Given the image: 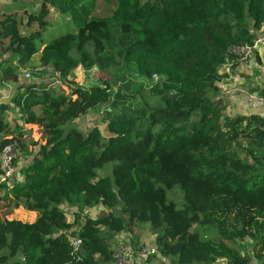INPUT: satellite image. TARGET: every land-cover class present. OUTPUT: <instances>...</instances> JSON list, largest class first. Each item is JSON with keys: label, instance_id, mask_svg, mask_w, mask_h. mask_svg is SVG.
I'll return each instance as SVG.
<instances>
[{"label": "trees", "instance_id": "1", "mask_svg": "<svg viewBox=\"0 0 264 264\" xmlns=\"http://www.w3.org/2000/svg\"><path fill=\"white\" fill-rule=\"evenodd\" d=\"M33 1L36 12L0 9V84H19L13 64L38 53L40 66L62 77L101 68L109 55L112 72L134 68L159 79L152 101L110 119L107 137L97 126L66 127L108 100V79L68 83L69 92L21 84L11 104L0 102V153L15 144L31 158L22 178L1 186L0 264H109L117 235L167 213L183 223L177 232L166 223L158 236V254L170 264H264V117L230 116L218 98L229 48L264 32V0ZM52 11L75 29L45 42ZM12 109L24 124L6 120ZM25 124L38 127L39 141ZM109 164L111 173L99 176ZM168 190H179L181 202ZM64 204L77 209L73 222ZM19 208L36 220L7 219ZM75 227L77 254L69 244ZM247 239L251 254L237 245Z\"/></svg>", "mask_w": 264, "mask_h": 264}, {"label": "rangeland", "instance_id": "2", "mask_svg": "<svg viewBox=\"0 0 264 264\" xmlns=\"http://www.w3.org/2000/svg\"><path fill=\"white\" fill-rule=\"evenodd\" d=\"M0 9L1 10H10L15 9L19 12H36L39 9V4L33 0H17V2H12L10 0H0ZM51 26L44 34V41L48 42L60 35H63L69 31H73L74 25L65 15H60L56 11H52L50 17ZM253 62L259 67H264V62L261 57L254 55L252 58ZM111 57L106 56L103 61L100 63V67H92L86 69L83 67L76 68L73 73L68 77L57 76V74L50 67H41L40 66V53L33 56L30 62L26 64L14 63L13 66L18 68L19 84H13V90L15 94L16 86L21 84H29L33 82H39L44 85H48L52 82L54 78H59L62 83V88L59 91L69 92L67 86L68 83L78 84L84 88H89L90 86L96 85L99 81L103 79L110 80V98H114L116 103L112 106L110 113L106 115L100 114L99 108L90 110L89 116H85L82 121H79L76 128L81 130L83 133H87L90 128L98 127L104 137L108 136L107 126L111 118L119 116L124 112L132 111L134 109L142 108L146 100L152 101V98L149 94L150 88L158 81L148 80L139 75L136 69L134 68H117L113 72V65L109 64ZM117 64V63H115ZM250 64V63H249ZM259 68L258 70H253L252 75L245 73H233L232 79H226L218 84L219 95L218 98H223L225 101V113L230 116L235 115H247L249 113L260 112L261 107H256V100L252 101L248 98L250 94L264 96V70ZM29 73L32 75V79H27L25 74ZM54 82V81H53ZM11 85V84H10ZM233 89V90H232ZM232 91H234L232 93ZM237 95V96H234ZM3 95L0 96V98ZM14 96V95H13ZM12 95L9 99H4L1 102L11 104ZM250 103V107H244L245 104ZM243 104V105H242ZM252 104V105H251ZM254 104V111L252 110ZM13 116V115H12ZM10 118L9 113L6 114V120ZM74 123L68 125L66 128L74 127ZM25 128L29 130L32 128L35 130V126L31 124H25ZM32 130V132H33ZM40 132L36 131L32 133V139L34 141H39ZM242 156L243 151L237 150ZM21 158L24 161H27L30 158L27 154H20L17 152L16 155V164L20 162ZM29 164V163H28ZM27 164V165H28ZM112 164L107 165L103 170L99 171V176L109 175L111 173ZM167 195L171 199H175L177 203H180L182 200V195L179 190H168ZM63 209L68 219L73 222L75 212L77 209L70 205L64 204L60 206ZM101 211V207H96L88 209L82 213L81 218L84 221L87 217H93L98 215ZM13 213L7 214L8 219H27L29 213L24 209L12 210ZM170 222L173 226L175 232L179 231L183 227L182 220H178L174 215L167 213L166 215L157 218L154 222L149 224H144L140 226L134 232H123L116 236L115 241L112 242V249H118L120 246H131L135 247L139 244H144L149 250L150 254L147 257L142 258L137 261L136 264H170L171 259L161 257L158 254V236L160 232L163 231V227L166 223ZM195 229V226L189 227ZM168 236L170 234L168 233ZM213 237V233H208L205 238ZM238 246L242 247V250L251 254L252 244L250 240H244L237 242ZM220 261L219 263H223Z\"/></svg>", "mask_w": 264, "mask_h": 264}, {"label": "built area", "instance_id": "3", "mask_svg": "<svg viewBox=\"0 0 264 264\" xmlns=\"http://www.w3.org/2000/svg\"><path fill=\"white\" fill-rule=\"evenodd\" d=\"M256 39L250 44H244L242 46H233L229 48L226 62L218 68V72L225 76L226 79L233 78V71L237 67H246L249 65L250 61L254 55L264 49V32H259L256 35ZM262 68V67H261ZM264 70V67L262 68ZM57 76L58 73H56ZM27 79H32V75L29 73L25 74ZM153 80L158 81V77L154 76ZM151 79V80H152ZM54 81V82H53ZM7 87L6 94L0 98V102L4 99H9L10 96L14 95L13 86L8 83H3ZM49 88L54 91L60 90L62 88V83L59 78H54L49 84ZM248 98L252 101L256 100V104L261 107V115L264 117V96H258L250 94ZM116 103L114 98H108V100L99 106L100 114L106 115L110 113L112 106ZM17 149L15 144H10L6 146L0 153V168L2 173L0 174V191L2 184L7 186H12L13 183L18 180V168L16 164ZM72 235L69 237V244L72 248L73 253L77 254L80 252L83 240L80 237V228L75 227L71 230ZM150 254L149 250L144 244H139L135 247L131 246H120L118 249L113 250L112 260L109 264H136L137 261ZM221 260L217 261L215 264H220ZM224 261V260H222ZM221 264H226L225 261ZM251 264H260L258 260H253Z\"/></svg>", "mask_w": 264, "mask_h": 264}, {"label": "crops", "instance_id": "4", "mask_svg": "<svg viewBox=\"0 0 264 264\" xmlns=\"http://www.w3.org/2000/svg\"><path fill=\"white\" fill-rule=\"evenodd\" d=\"M255 56L257 57H261L263 62H264V49L261 50L260 52L256 53ZM259 66H257V64H255L253 62V59L250 61V64L246 67H237L236 69H234L233 73H245V74H249V75H252L253 73V70H258ZM8 84H11V83H8ZM50 84V83H49ZM220 84V83H219ZM12 85V84H11ZM14 87V85H12ZM15 88V87H14ZM233 90V89H232ZM6 91H7V87L5 85H2L0 84V96L1 95H5L6 94ZM234 91H232L233 93ZM234 96H237L234 94ZM243 105V104H242ZM252 105V104H251ZM244 107H250V103H247L244 105ZM256 107H259L257 104H256ZM249 111H254V104H253V107H252V110H249ZM255 112V111H254ZM9 115H10V118H8V122H10L11 125H16V124H24V122H22V120L19 118L18 116V110L17 109H12L11 111L8 112ZM7 113V114H8ZM13 115V116H12ZM85 116H89V113H87L86 115L82 116L81 118L77 119L76 121H74V124L73 125L74 127H76V124L78 125L79 121H82L83 118ZM82 119V120H81ZM31 129V128H29ZM33 130V129H32ZM38 130V127H35V130H33V133L36 132ZM79 130V129H78ZM81 131V130H80ZM28 163H30L31 161V158L28 159ZM27 161H24L23 158H21L20 162H18L17 164V168H18V178H22V175L20 173V170L25 167L28 163H26ZM22 209V208H21ZM16 210V209H15ZM29 213L28 215V218L27 219H22L20 221L24 222V223H33L36 218H37V213L35 212H30V211H27ZM13 213L12 211L9 213L11 214ZM8 219V218H7ZM15 220H18V219H15Z\"/></svg>", "mask_w": 264, "mask_h": 264}]
</instances>
